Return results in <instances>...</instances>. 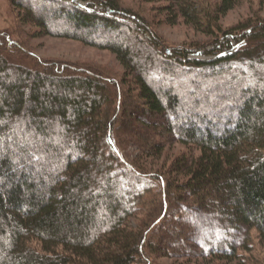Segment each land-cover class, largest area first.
I'll list each match as a JSON object with an SVG mask.
<instances>
[{
    "label": "trees",
    "instance_id": "obj_1",
    "mask_svg": "<svg viewBox=\"0 0 264 264\" xmlns=\"http://www.w3.org/2000/svg\"><path fill=\"white\" fill-rule=\"evenodd\" d=\"M157 1L171 24L217 38L208 59L164 51L110 0H10L24 23L110 51L126 73L42 60L0 32V264H245L236 239L255 231L264 246V20L223 32L242 0ZM133 115L160 133L127 138ZM163 135L189 153L162 168ZM200 214L218 219L197 231ZM175 219L196 247L163 244Z\"/></svg>",
    "mask_w": 264,
    "mask_h": 264
},
{
    "label": "rangeland",
    "instance_id": "obj_2",
    "mask_svg": "<svg viewBox=\"0 0 264 264\" xmlns=\"http://www.w3.org/2000/svg\"><path fill=\"white\" fill-rule=\"evenodd\" d=\"M110 1L115 2L121 10H125L129 12V14H133L134 17L138 16L139 18L147 22L151 29L154 30V32L159 36L160 41L163 42L164 51L166 52H170L175 48L185 51L193 50L195 55L194 58L205 60L208 58L203 55L205 54L204 52L209 51L210 49L212 50L214 44L216 43L217 38L206 34L210 31L206 30L205 28L202 30H197L191 25L185 23L180 18L175 21V24H171L169 21L171 20L169 19L170 17L165 15L166 13L164 10V5H166V2L164 1ZM18 15V10L12 7L10 0H0V32L8 33L11 37V40L21 45V47L29 55L36 56L42 60H54L57 62L62 61L63 63L75 64L79 67L90 66L99 69L101 68L102 71H105L110 76H113L111 78H114V80H116L117 82H122L126 70H124V66L112 52L101 50L97 47H93L87 44L85 45V43L81 41H76L73 39H63L61 37L55 38L53 36L43 34L40 28L31 24L24 23L22 19H20L21 17ZM258 20H264V0H242L241 4L238 7L228 13L226 16L221 17L219 27L222 28L221 30L223 32H227L242 23H248L250 21L258 22ZM70 32L73 34V32L75 31L73 30V32ZM125 41L127 40L125 39ZM199 52H201L202 55L197 54ZM133 120L134 122L128 127L125 126V130L123 131L127 138H132V136H135V138H137V140H139L140 142V140L145 136H152L154 134L160 133L158 131H155L150 126L148 127L139 125L135 121V116ZM147 123L148 125H150L151 118H148ZM174 123L178 124L180 122L176 120ZM162 138H166L167 140L162 143L164 154L163 158L159 159L156 162L158 164V167H169L175 158L185 153H189L188 148L181 145L180 143H177L176 139H174L172 136L169 138L163 135ZM136 152L137 151L134 145H127V149L125 151L127 157L137 156ZM196 219H198L197 224H195V227L197 226L196 230L204 231L206 229L203 228V226H200L201 222L211 221L212 219L215 220L218 218L200 214V216H196ZM190 226L192 225L188 221L184 222L175 219L173 221V227L172 225L171 227H168L170 228L167 233L169 240L163 241V244L176 249L184 248L185 246L190 245L193 248V244L195 246V243L191 240L192 236L190 232ZM206 235L207 234H204V238L208 237ZM217 236L216 239L226 238L228 239V241L232 242L230 236L225 237L226 234L222 233L221 235ZM250 238L251 241L248 243V245L246 244L250 248L249 252L243 250L245 248L243 246H246L245 243L243 244L244 240L238 241V239H236L237 242L233 243L239 250V259H242L245 264H264V246L261 244L260 240H258L257 232L253 231ZM173 242L176 243V245H174ZM192 256L197 258L198 255L192 254ZM198 261H201L202 263H199ZM161 263L227 264L218 260L207 259L202 261L193 258H189L188 260L166 259L162 260ZM234 264L239 263L237 261Z\"/></svg>",
    "mask_w": 264,
    "mask_h": 264
}]
</instances>
